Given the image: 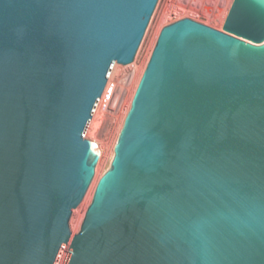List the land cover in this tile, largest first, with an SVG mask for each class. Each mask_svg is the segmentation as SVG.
<instances>
[{"label":"water","instance_id":"water-1","mask_svg":"<svg viewBox=\"0 0 264 264\" xmlns=\"http://www.w3.org/2000/svg\"><path fill=\"white\" fill-rule=\"evenodd\" d=\"M159 0H0V264H264V0L161 30L80 232L85 135Z\"/></svg>","mask_w":264,"mask_h":264},{"label":"rangeland","instance_id":"rangeland-1","mask_svg":"<svg viewBox=\"0 0 264 264\" xmlns=\"http://www.w3.org/2000/svg\"><path fill=\"white\" fill-rule=\"evenodd\" d=\"M233 1L159 0L134 63L128 66L118 64L114 66L87 127L86 137L96 143L98 147L97 153L102 155L99 154L100 160L97 165L94 182L98 180L99 183L103 174L111 167L115 146L123 128L125 117L128 116L132 99H134L138 84L149 64L161 30L180 19L190 18L216 28V30L223 31ZM87 196L88 193L84 201L73 211L72 219L70 220V229L73 237L80 232L87 210L93 202L94 195L92 202L87 206ZM70 244L71 241L65 247L59 264H64L70 250Z\"/></svg>","mask_w":264,"mask_h":264},{"label":"bare ground","instance_id":"bare-ground-1","mask_svg":"<svg viewBox=\"0 0 264 264\" xmlns=\"http://www.w3.org/2000/svg\"><path fill=\"white\" fill-rule=\"evenodd\" d=\"M94 147H95V150H96V152L98 151V147H97V145H96V143H94ZM98 154H100L101 155V153H98ZM102 156V155H101ZM94 182V181H93ZM97 183H98V180H96L95 182H94V184H92V186H90L91 188H89L88 190H89V192H87L88 193V196H87V199H86V205L88 206L91 202H92V198H93V195H94V191H95V188H96V186H97ZM77 235V234H76ZM75 235V236H76ZM74 236V237H75ZM74 237H72L71 238V240L74 238Z\"/></svg>","mask_w":264,"mask_h":264}]
</instances>
